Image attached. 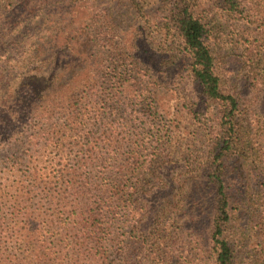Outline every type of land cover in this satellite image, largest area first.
Returning a JSON list of instances; mask_svg holds the SVG:
<instances>
[{"label":"trees","instance_id":"16d2710c","mask_svg":"<svg viewBox=\"0 0 264 264\" xmlns=\"http://www.w3.org/2000/svg\"><path fill=\"white\" fill-rule=\"evenodd\" d=\"M207 2L263 21L257 16L264 0H159L149 12L138 0H118L120 8L103 15L88 0L0 6V149L14 150L0 157V232L13 247L0 244V264H114L110 249L124 260L132 246L157 264H193L189 256L201 264H264V44H242L238 79L224 89L208 44ZM72 3L83 10L75 23ZM114 12L132 23L131 41L119 35L120 48L104 39L100 52ZM145 34L160 37L155 70L143 65L133 43ZM183 67L202 105L183 110L172 96L174 113L194 128L183 129L186 150L199 136L207 151L190 160L197 195L183 209L201 218V228L191 236V254L176 257L168 244L180 233L168 224L174 215L166 201L146 227L136 217L146 187L171 185L166 165L155 167L161 153L173 152L158 99L173 91ZM251 93L260 98L246 100ZM122 96L141 100V118L123 117Z\"/></svg>","mask_w":264,"mask_h":264},{"label":"rangeland","instance_id":"374dc122","mask_svg":"<svg viewBox=\"0 0 264 264\" xmlns=\"http://www.w3.org/2000/svg\"><path fill=\"white\" fill-rule=\"evenodd\" d=\"M8 1L10 0H0V6H4ZM88 1L89 5L94 6L93 10L97 13V15H103L104 12L110 11L107 9L114 8L116 6L117 8H120L118 0ZM138 1L143 3L145 6V11L149 12L150 10L156 9L159 0ZM211 4L212 2H207L203 7V10L205 11V14L203 15L206 17V22L209 25L208 44L214 53L217 74L221 79L222 85L224 89H230L238 79H236L238 75L236 72L238 64L237 60L240 58V49L242 44L244 45L245 41L251 42L253 47H257L256 44H258L259 41H261L260 44H262V42L264 44V28L260 27L261 24H264V10H262L259 16H257L258 19L263 20L262 22H256L254 19L253 21L251 20L252 22H248L247 19L245 20L244 18L239 17V15H229L227 13L218 11L217 9L211 8ZM70 10L71 16L69 19L73 20L74 23L79 21L82 17L83 10H80L78 4L75 3L70 4ZM103 10L106 11L103 12ZM75 11H78L79 14ZM84 12L86 13V11ZM113 17V22L115 24L113 25V33H110L109 36H105L104 38H102L103 36L99 38L101 42L98 44L97 50L100 52L102 51L101 44L103 43L102 41H104V39H107L106 41L109 45H118L121 48V40H125V38L128 39V36L130 35L129 33L133 31L134 27L132 23H130V20H128L125 16V13L114 12ZM108 25L109 24H106V26ZM119 35H122L125 38L120 37ZM145 35L146 37L144 36V39L134 38L133 43L136 45L137 55H139L140 58L145 62L143 65L155 70L158 61H160L157 48L158 44H161L159 41L160 37L155 34H152L153 36H149L148 34ZM131 38L132 36L130 35V41ZM145 51L147 53H145ZM150 51H152L154 55H152ZM168 55L171 56V53ZM111 69L112 67H110L109 70L111 71ZM256 70L257 69H255V71ZM181 74L182 77L178 78L175 82V85L172 87L173 91H165V93L161 94L158 99L159 105H161V107L163 106V110L166 112V119L162 120L161 127L172 132L173 138L171 149L173 152L170 156L167 155V151L161 153L159 163L155 167L166 165L167 170L164 175L171 185L165 186L162 184L163 182L158 181L156 184L146 187L143 192L144 196L141 203L143 206V212L141 213L139 219L136 217V220L139 221L138 223L141 225L140 228L146 227L150 222H152V220H154L153 216L155 211L162 201H166L165 205H167L165 207L168 208L167 212L174 215L173 220L169 221L168 224L169 226L176 224V227H172L171 229L174 232L176 231L177 233H180L179 238L173 234L168 244L169 249L174 251V256L176 257L178 253L183 255L191 254L189 249L194 247L193 241H195L191 236L197 235L199 229L201 228V218L191 217V215H187V213L183 215V209L187 199L197 195V192L194 190L196 171L193 170L196 168V165L194 164L193 166H188L190 164V160L194 159L195 156L197 157L198 161L201 158L204 159L206 157L205 152L207 151V149L202 148L201 138L199 136L196 137L197 144L192 149L190 148L189 150H186L185 143L188 138L186 132H184L183 129H186L188 134V132L193 131L194 128H192V122L189 119L185 120L184 114H181V116L174 113V108L176 107L177 102L175 97L172 96L180 97L181 108L183 105L188 108L194 104H197V106H201L202 104H200L201 97L199 95V89L187 76V70L185 67L182 68ZM257 87L259 90L262 89V86L259 84L256 85V89L258 90ZM258 93L260 94L261 92ZM259 94L251 93V96L246 97V100H258L260 98H258ZM183 97L186 98L185 102L182 100ZM123 99L125 100L124 103L118 105L124 110L123 117H125L127 120H133L135 117L141 118L145 109H143L144 106L141 105V100L137 97L135 99L123 97ZM256 106L257 105L254 104L253 108ZM147 129H149L148 126L144 127V130L140 129L139 132H145ZM198 132L201 133L200 131ZM11 152H14V150L10 151L3 147L0 149V157L10 154ZM168 195H170L169 198ZM160 221L161 223H166L164 219H160ZM46 238H48V236ZM4 240L5 237L3 233L0 232V244H4L6 248L11 245L10 242L5 243ZM10 247H8L10 248L9 251H11L13 248L12 246ZM128 249L127 257L124 260L121 259L117 253H115V250L110 249L108 261L114 264H157L152 256H149L147 253L140 252L136 247L132 246ZM186 259L187 262H190L192 259L193 264H201L200 260L197 259V261H195V258L190 256L186 257ZM31 264L37 263L32 262ZM185 264L188 263L185 262Z\"/></svg>","mask_w":264,"mask_h":264}]
</instances>
